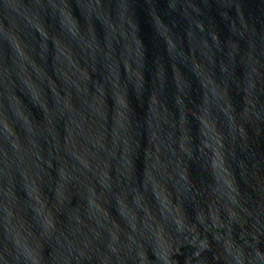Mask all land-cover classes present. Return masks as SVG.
Listing matches in <instances>:
<instances>
[{"label": "water", "instance_id": "obj_1", "mask_svg": "<svg viewBox=\"0 0 264 264\" xmlns=\"http://www.w3.org/2000/svg\"><path fill=\"white\" fill-rule=\"evenodd\" d=\"M0 264H264V0H0Z\"/></svg>", "mask_w": 264, "mask_h": 264}]
</instances>
